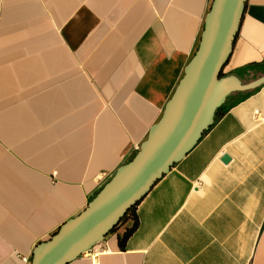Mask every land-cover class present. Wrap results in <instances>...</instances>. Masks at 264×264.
<instances>
[{
    "label": "crops",
    "instance_id": "crops-1",
    "mask_svg": "<svg viewBox=\"0 0 264 264\" xmlns=\"http://www.w3.org/2000/svg\"><path fill=\"white\" fill-rule=\"evenodd\" d=\"M211 2L0 0V264H25L131 160ZM244 12L223 74L243 84L264 76V0ZM231 94L140 201L125 248L132 220L69 264H264V82Z\"/></svg>",
    "mask_w": 264,
    "mask_h": 264
},
{
    "label": "water",
    "instance_id": "water-1",
    "mask_svg": "<svg viewBox=\"0 0 264 264\" xmlns=\"http://www.w3.org/2000/svg\"><path fill=\"white\" fill-rule=\"evenodd\" d=\"M247 2L212 0L198 47L161 118L132 159L115 170L85 209L36 246L30 264H69L102 242L132 205L200 141L232 92L264 82V76L243 84L233 75H222ZM228 159L225 154L224 161Z\"/></svg>",
    "mask_w": 264,
    "mask_h": 264
},
{
    "label": "trees",
    "instance_id": "trees-1",
    "mask_svg": "<svg viewBox=\"0 0 264 264\" xmlns=\"http://www.w3.org/2000/svg\"><path fill=\"white\" fill-rule=\"evenodd\" d=\"M223 74H224V72L222 71V75ZM245 94H247V93L245 92ZM233 98H234V94L229 95L228 98L226 99V101L223 103V105L220 106V108H218L216 115H215V121L213 122L214 124L230 108V105L232 102L231 99H233ZM210 128H208V130L205 133H207ZM131 159H132V157H131ZM141 200H139L138 202H136L135 204L132 205V207L124 214V216H122V218L119 220L117 225H115V227L111 231V232L117 231V229H119L120 227L125 226L129 220L133 221V224L131 226L127 225L125 230L123 231V233L119 234V236H118L120 246L123 249L125 248L126 241L129 239V236L138 227L139 221H138V217H137V207H138V204L140 203Z\"/></svg>",
    "mask_w": 264,
    "mask_h": 264
},
{
    "label": "built area",
    "instance_id": "built-area-1",
    "mask_svg": "<svg viewBox=\"0 0 264 264\" xmlns=\"http://www.w3.org/2000/svg\"><path fill=\"white\" fill-rule=\"evenodd\" d=\"M139 145H136V149H139ZM103 175H102V177L101 178H103V179H105V178H110V174H108V173H106V172H104V173H102ZM24 263L25 264H30V262H31V260H32V257L31 256H25L24 258ZM95 264H100V262L99 261H97Z\"/></svg>",
    "mask_w": 264,
    "mask_h": 264
},
{
    "label": "rangeland",
    "instance_id": "rangeland-1",
    "mask_svg": "<svg viewBox=\"0 0 264 264\" xmlns=\"http://www.w3.org/2000/svg\"><path fill=\"white\" fill-rule=\"evenodd\" d=\"M223 72H224V69H223Z\"/></svg>",
    "mask_w": 264,
    "mask_h": 264
}]
</instances>
